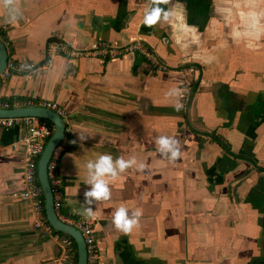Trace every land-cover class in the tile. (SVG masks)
<instances>
[{
  "label": "crops",
  "instance_id": "crops-1",
  "mask_svg": "<svg viewBox=\"0 0 264 264\" xmlns=\"http://www.w3.org/2000/svg\"><path fill=\"white\" fill-rule=\"evenodd\" d=\"M154 3L0 0L9 51L0 98L14 107L47 98L68 111L58 162L63 211L92 224L100 264H264V0H160L168 19L146 26ZM54 34L79 47L139 38L171 69L154 70L137 52L58 53L47 62ZM190 66L197 73L185 101L175 69ZM171 89L180 95H168ZM25 133L0 127V264H49L59 253L19 196ZM161 135L178 141L176 160L157 150ZM102 153L135 157L144 167L110 181V199L89 216L86 163ZM121 204L142 209L127 234L112 223Z\"/></svg>",
  "mask_w": 264,
  "mask_h": 264
},
{
  "label": "built area",
  "instance_id": "built-area-1",
  "mask_svg": "<svg viewBox=\"0 0 264 264\" xmlns=\"http://www.w3.org/2000/svg\"><path fill=\"white\" fill-rule=\"evenodd\" d=\"M2 37L3 31L0 29L1 41ZM127 52L139 53L154 70L168 71L171 69L159 58L153 48L139 38L122 45L115 44L108 40H97L88 47H79L74 39L67 38L62 34H54L48 39L44 54L45 60L50 62L52 57L58 53H64L69 57L92 56L115 58ZM35 67V63H32L30 66L32 69ZM175 71L183 80L181 96L182 99L187 101L193 94L194 75H196L197 69L194 66H190L187 68H178L175 69ZM28 76H31L30 73ZM20 103L21 104H15L50 108L59 113L65 121L68 118V111L66 108L61 106L56 100L47 98L28 99ZM0 107L12 108L14 104L0 98ZM13 126L24 127L26 130V133L19 137V143L22 145L23 150L22 169L24 179V188L20 191L19 196L21 199L27 201L33 209L36 217V226L41 228L59 247L58 255L52 258L49 264H74L77 254V245L68 234L55 230L48 222L45 214L43 189L38 178L39 158L53 133V127H50L41 118L35 116L0 117V127ZM61 147L60 144L56 148L48 165V176L54 194L55 208L63 221L73 224L81 231L87 246V264H100L98 236L92 224L84 218H72L63 211L64 194L58 166Z\"/></svg>",
  "mask_w": 264,
  "mask_h": 264
},
{
  "label": "clouds",
  "instance_id": "clouds-1",
  "mask_svg": "<svg viewBox=\"0 0 264 264\" xmlns=\"http://www.w3.org/2000/svg\"><path fill=\"white\" fill-rule=\"evenodd\" d=\"M170 13L168 10L160 7V0H155L154 5L145 10L143 23L146 26H152L160 20H167ZM168 95H180L179 89H171ZM176 110L182 107V104L174 105ZM84 138V137H83ZM156 144L159 146L158 151L162 155H166L169 160H176L180 157L181 152L178 141L173 136L161 135L156 138ZM135 166L142 169L144 165L137 163L135 157L123 158L117 157L113 159L111 154L102 153L95 159H90L86 163L87 176L83 182L90 187L84 191V204L87 205L85 213L92 215L93 205L98 201H107L110 199V181L117 179L120 173L126 169ZM142 215V209H129L125 205L118 206L112 215V223L121 233L127 234L138 225L139 218Z\"/></svg>",
  "mask_w": 264,
  "mask_h": 264
},
{
  "label": "water",
  "instance_id": "water-1",
  "mask_svg": "<svg viewBox=\"0 0 264 264\" xmlns=\"http://www.w3.org/2000/svg\"><path fill=\"white\" fill-rule=\"evenodd\" d=\"M9 63V51L3 41L0 40V76L6 71ZM35 116L41 119L51 120L54 124L53 133L49 138L38 162V178L43 189L45 214L48 222L57 231L70 235L77 245V264H87L88 252L81 231L63 221L55 208L54 194L51 188L48 165L56 148L65 140L67 123L55 110L42 106H21L12 108L0 107V117Z\"/></svg>",
  "mask_w": 264,
  "mask_h": 264
},
{
  "label": "trees",
  "instance_id": "trees-1",
  "mask_svg": "<svg viewBox=\"0 0 264 264\" xmlns=\"http://www.w3.org/2000/svg\"><path fill=\"white\" fill-rule=\"evenodd\" d=\"M43 121H45L50 127H54V124L51 120H48V119H42ZM40 183V182H39ZM43 198H44V195H43ZM45 200V199H44ZM70 236V235H69ZM71 237V236H70ZM72 238V237H71ZM74 240V239H73ZM75 241V240H74ZM76 244V243H75ZM77 258H78V255L76 254V257H75V261H74V264H77Z\"/></svg>",
  "mask_w": 264,
  "mask_h": 264
},
{
  "label": "rangeland",
  "instance_id": "rangeland-1",
  "mask_svg": "<svg viewBox=\"0 0 264 264\" xmlns=\"http://www.w3.org/2000/svg\"><path fill=\"white\" fill-rule=\"evenodd\" d=\"M50 262V261H49Z\"/></svg>",
  "mask_w": 264,
  "mask_h": 264
}]
</instances>
